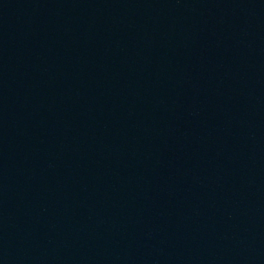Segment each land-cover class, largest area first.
Returning <instances> with one entry per match:
<instances>
[{"label":"water","instance_id":"1","mask_svg":"<svg viewBox=\"0 0 264 264\" xmlns=\"http://www.w3.org/2000/svg\"><path fill=\"white\" fill-rule=\"evenodd\" d=\"M0 264H264V0H0Z\"/></svg>","mask_w":264,"mask_h":264}]
</instances>
